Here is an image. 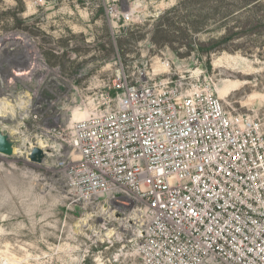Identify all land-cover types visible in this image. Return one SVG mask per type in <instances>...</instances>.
<instances>
[{"label": "rangeland", "instance_id": "obj_1", "mask_svg": "<svg viewBox=\"0 0 264 264\" xmlns=\"http://www.w3.org/2000/svg\"><path fill=\"white\" fill-rule=\"evenodd\" d=\"M139 70L215 85L264 124V0H0V129L15 142L0 154V264H143L140 214L74 201L62 165L79 160L75 124Z\"/></svg>", "mask_w": 264, "mask_h": 264}, {"label": "built area", "instance_id": "obj_2", "mask_svg": "<svg viewBox=\"0 0 264 264\" xmlns=\"http://www.w3.org/2000/svg\"><path fill=\"white\" fill-rule=\"evenodd\" d=\"M137 73L73 128L74 201L133 206L143 264H264L263 118L228 111L215 85Z\"/></svg>", "mask_w": 264, "mask_h": 264}, {"label": "water", "instance_id": "obj_3", "mask_svg": "<svg viewBox=\"0 0 264 264\" xmlns=\"http://www.w3.org/2000/svg\"><path fill=\"white\" fill-rule=\"evenodd\" d=\"M15 142L0 129V154L12 156L14 153ZM45 151L40 147H34L29 155V159L33 163L41 164L45 158Z\"/></svg>", "mask_w": 264, "mask_h": 264}, {"label": "bare ground", "instance_id": "obj_4", "mask_svg": "<svg viewBox=\"0 0 264 264\" xmlns=\"http://www.w3.org/2000/svg\"><path fill=\"white\" fill-rule=\"evenodd\" d=\"M41 148H45V146L44 147L42 146Z\"/></svg>", "mask_w": 264, "mask_h": 264}]
</instances>
